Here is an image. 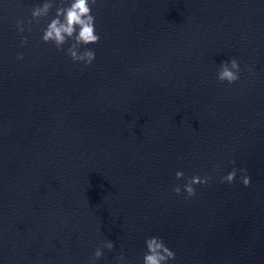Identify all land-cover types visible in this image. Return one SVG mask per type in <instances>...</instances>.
<instances>
[{"label":"water","instance_id":"1","mask_svg":"<svg viewBox=\"0 0 264 264\" xmlns=\"http://www.w3.org/2000/svg\"><path fill=\"white\" fill-rule=\"evenodd\" d=\"M44 2L0 0V264H90L109 240L95 264H143L151 237L169 264H264V0H97L87 66L42 40Z\"/></svg>","mask_w":264,"mask_h":264},{"label":"clouds","instance_id":"2","mask_svg":"<svg viewBox=\"0 0 264 264\" xmlns=\"http://www.w3.org/2000/svg\"><path fill=\"white\" fill-rule=\"evenodd\" d=\"M97 0H60L59 6L55 0H45L42 6H36L32 10V20L39 22L41 18L48 17L53 8L56 9L55 16L47 24L43 30L42 40L45 43H51L56 46L59 51H64V45L72 41L67 49V54L74 62H84L85 65H91L96 59L94 51L87 49V45L96 44L100 41V36L96 33V17L93 15L92 5H95ZM32 20L28 23L31 25ZM17 30L24 32V20L17 21ZM31 30V29H29ZM23 44H27V37L23 38ZM85 46V50L81 51V47ZM23 55L19 59H23ZM240 64L237 59L232 58L230 61H225L221 64V68L217 73L218 80L223 83L235 84L240 79ZM233 163H235L233 161ZM245 171L246 169H241ZM237 172L234 169L223 181L233 183L236 179ZM178 180L185 178L183 171L176 173ZM210 177L193 176L188 179L183 186V192L187 193L186 198H193L197 195L196 185H208ZM245 187L250 186L251 178L245 176L243 179ZM171 192L177 196L183 194L181 186H173ZM147 251L143 256V264H169L170 261L176 260V253L172 251L160 237H151L146 240ZM102 248L112 250L114 243L107 241L101 247H98L94 253V258L90 264H95L103 256ZM123 262V255L120 256Z\"/></svg>","mask_w":264,"mask_h":264}]
</instances>
